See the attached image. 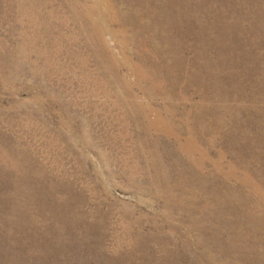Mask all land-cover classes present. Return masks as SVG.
<instances>
[{"label": "rangeland", "instance_id": "374dc122", "mask_svg": "<svg viewBox=\"0 0 264 264\" xmlns=\"http://www.w3.org/2000/svg\"><path fill=\"white\" fill-rule=\"evenodd\" d=\"M0 264H264V0H0Z\"/></svg>", "mask_w": 264, "mask_h": 264}]
</instances>
